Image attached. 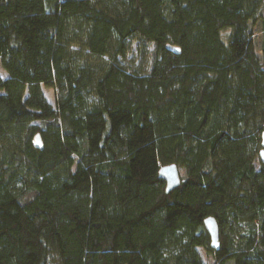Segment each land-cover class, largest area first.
<instances>
[{
	"label": "trees",
	"instance_id": "16d2710c",
	"mask_svg": "<svg viewBox=\"0 0 264 264\" xmlns=\"http://www.w3.org/2000/svg\"><path fill=\"white\" fill-rule=\"evenodd\" d=\"M0 65V264H264V0H0Z\"/></svg>",
	"mask_w": 264,
	"mask_h": 264
},
{
	"label": "water",
	"instance_id": "95a60500",
	"mask_svg": "<svg viewBox=\"0 0 264 264\" xmlns=\"http://www.w3.org/2000/svg\"><path fill=\"white\" fill-rule=\"evenodd\" d=\"M261 150L259 151V158L264 162V132L261 134ZM34 147H41V140L39 135L34 137ZM158 176L161 180L165 182V191L170 192L173 188L178 187L180 183V175L178 174V169L175 164L164 165L158 170ZM203 228H205L208 237L210 238V247L218 250L219 247V227L213 217H207L203 220Z\"/></svg>",
	"mask_w": 264,
	"mask_h": 264
},
{
	"label": "rangeland",
	"instance_id": "374dc122",
	"mask_svg": "<svg viewBox=\"0 0 264 264\" xmlns=\"http://www.w3.org/2000/svg\"><path fill=\"white\" fill-rule=\"evenodd\" d=\"M0 77L1 78H6L7 74L6 72L2 69L0 65ZM46 93H49L48 91L45 90ZM122 120V115L121 113L115 114V116L112 117L111 123L113 125V129L116 131L119 125L121 124ZM259 165V160L256 163V167ZM238 225L235 224V229L240 230V228H237ZM62 259L64 264H98V258L97 257H90L84 252H64L62 253Z\"/></svg>",
	"mask_w": 264,
	"mask_h": 264
}]
</instances>
